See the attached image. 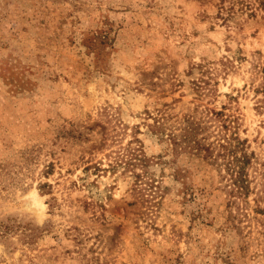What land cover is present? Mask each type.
Listing matches in <instances>:
<instances>
[{"label":"rangeland","instance_id":"obj_1","mask_svg":"<svg viewBox=\"0 0 264 264\" xmlns=\"http://www.w3.org/2000/svg\"><path fill=\"white\" fill-rule=\"evenodd\" d=\"M0 264H264V0H0Z\"/></svg>","mask_w":264,"mask_h":264},{"label":"trees","instance_id":"obj_2","mask_svg":"<svg viewBox=\"0 0 264 264\" xmlns=\"http://www.w3.org/2000/svg\"><path fill=\"white\" fill-rule=\"evenodd\" d=\"M211 111L215 116H220L219 121H222L221 126L230 129V124L226 123L227 117H222V111ZM161 118H163L161 115L153 117L152 129L157 127L160 130L162 128L163 120ZM205 127L200 121L187 118L185 123L180 127V132L171 130L166 136L171 141L172 148L177 152L187 151L192 156H198L200 159L206 160L209 158L213 160L219 157L220 164L226 170L230 193L245 195L248 192V178L245 166L249 161V157L243 147L244 140L240 139L232 131L229 134H222L216 141H206V136H198L199 131ZM140 153L138 147L128 146L126 152H123L121 156L119 154L116 155L111 165L115 166L117 163L123 162L126 166H133L143 161L144 157ZM138 176L139 174L136 173V177Z\"/></svg>","mask_w":264,"mask_h":264}]
</instances>
